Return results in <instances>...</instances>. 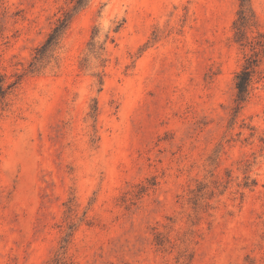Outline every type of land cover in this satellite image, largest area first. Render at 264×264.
<instances>
[{
	"label": "rangeland",
	"instance_id": "374dc122",
	"mask_svg": "<svg viewBox=\"0 0 264 264\" xmlns=\"http://www.w3.org/2000/svg\"><path fill=\"white\" fill-rule=\"evenodd\" d=\"M0 76V264H264V0H0Z\"/></svg>",
	"mask_w": 264,
	"mask_h": 264
},
{
	"label": "trees",
	"instance_id": "16d2710c",
	"mask_svg": "<svg viewBox=\"0 0 264 264\" xmlns=\"http://www.w3.org/2000/svg\"><path fill=\"white\" fill-rule=\"evenodd\" d=\"M241 5L243 4L241 3ZM240 13H241L240 19H242L243 9L240 10ZM65 25H66V18H61L58 20V24L54 27L52 32L49 33V35L47 36L42 46L37 50L38 57H35V58H40L43 54H45L48 50H50V48L54 44H56L58 35L61 32V29ZM243 25H244V22L241 21L240 26H237V28L239 29ZM261 44H262L261 40H257L256 45H261ZM256 66H257L256 57H248L244 65L235 75L234 84L236 88V101L239 104L244 102L248 95L250 84L256 72ZM5 92H6V88L3 84V78L0 76V100L3 98Z\"/></svg>",
	"mask_w": 264,
	"mask_h": 264
}]
</instances>
